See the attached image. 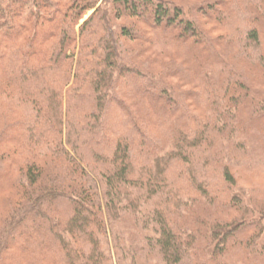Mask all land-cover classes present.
<instances>
[{
  "label": "trees",
  "instance_id": "16d2710c",
  "mask_svg": "<svg viewBox=\"0 0 264 264\" xmlns=\"http://www.w3.org/2000/svg\"><path fill=\"white\" fill-rule=\"evenodd\" d=\"M0 189V264H264V0H0Z\"/></svg>",
  "mask_w": 264,
  "mask_h": 264
},
{
  "label": "rangeland",
  "instance_id": "374dc122",
  "mask_svg": "<svg viewBox=\"0 0 264 264\" xmlns=\"http://www.w3.org/2000/svg\"><path fill=\"white\" fill-rule=\"evenodd\" d=\"M89 14H90V13H89ZM5 194L7 195V193L5 192V190H1V189H0V204L3 203L2 200H3L4 196H5Z\"/></svg>",
  "mask_w": 264,
  "mask_h": 264
}]
</instances>
